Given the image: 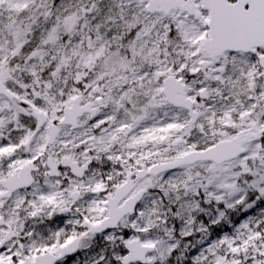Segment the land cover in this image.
<instances>
[{
	"label": "snow or ice",
	"instance_id": "6c2138e0",
	"mask_svg": "<svg viewBox=\"0 0 264 264\" xmlns=\"http://www.w3.org/2000/svg\"><path fill=\"white\" fill-rule=\"evenodd\" d=\"M0 264H264V0H0Z\"/></svg>",
	"mask_w": 264,
	"mask_h": 264
}]
</instances>
